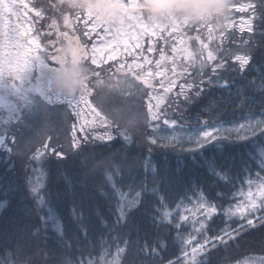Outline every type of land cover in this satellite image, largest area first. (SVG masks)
<instances>
[{
	"label": "snow or ice",
	"instance_id": "6c2138e0",
	"mask_svg": "<svg viewBox=\"0 0 264 264\" xmlns=\"http://www.w3.org/2000/svg\"><path fill=\"white\" fill-rule=\"evenodd\" d=\"M106 2L119 5L124 13L125 19L120 26L109 27L91 11H73L61 0H39L38 3L0 0V107L7 111L4 131H0V147L9 156L20 158L22 163L25 159L33 165L43 163V157L51 156L60 163L71 159L92 174H102L104 185L110 187V195L116 200L117 211L111 222L114 227H126L136 212L143 211L151 219L150 228H165L177 233L183 245L181 251L186 264H214L212 257L230 247L229 241L235 244L238 242L236 237L243 239L241 233L248 227H255L254 219L259 220L264 228V0H259L258 5L249 3L238 9L241 12L246 8L251 9L247 31L253 33L258 30L261 34L262 42L258 52L248 42H245L243 50L237 48L235 52L230 50L233 45L225 46L224 40L234 36V33L228 31L231 22L229 15L221 26L202 23L188 28L198 31L195 37L197 40H200L201 35H206L209 41H217L214 47L210 48L209 44L201 40V46L196 52L184 48V58L177 63L173 57L170 69L161 67V62L166 59L161 52L160 60L156 62V68L160 69L158 72L151 70V60H146L148 68L143 63L127 65L120 62L118 55L121 54V45L123 54L131 56L141 48L142 35L157 36L159 32L167 31L171 36L187 27L175 21L166 25L146 22L140 8L141 0ZM233 7L231 0L230 13ZM78 31L89 41L93 35H103L111 37L113 43L106 44L102 49L93 45L89 50V44L82 43L81 37L76 35ZM132 40L135 43H129ZM176 51L174 46L172 52ZM103 52H108V55L103 56L104 62L116 61L115 65L110 64L106 70L100 68L99 54ZM257 64L260 65L259 76L256 80L248 81V84L252 85V91L258 90L260 93V111L252 118L236 119V112H242L255 99L249 96L246 85L237 87L236 77L252 70ZM79 65H86L89 69L81 86L70 94L59 93L54 86L56 79ZM135 69H141L142 72ZM168 71H171L172 76L167 83L157 81L165 95L156 98L155 104L151 103L150 98L145 111V119L152 122L151 143H187L195 146L194 149H187L194 155H204L208 151H217L218 155L210 161V174L194 187L189 183L173 192L166 185L151 190L141 186L129 198L123 187L131 185L125 183L126 177L122 175L128 167V161L121 159L113 150L118 144L123 149L130 137L127 129H122L115 117H110L104 109L88 99L92 94L89 85L104 84L101 72H105L113 92L123 95L128 89L121 88V76L124 85L132 84L137 90L145 85L153 89L151 79L154 76L163 77ZM234 88L236 91L233 93ZM216 91L229 94L228 106L233 107V119L223 118L228 115L227 112L214 116L220 106L219 101L212 99ZM147 95L145 91L144 96ZM81 104L92 113L91 124L85 122L78 126ZM235 105H240V108ZM168 112L172 114L169 116ZM64 117L72 121L68 125L71 135L67 150L60 144L57 135L61 124L65 122ZM190 119L195 121V127L189 125ZM157 129L174 133L187 130L191 135L186 138L172 135L169 140L159 135ZM113 130L120 139L112 135ZM37 131L39 147H31ZM26 152L31 155L26 156ZM257 156L262 164L258 171H253ZM249 162L252 167H239L240 164L247 166ZM9 163L14 170L15 164L11 159ZM31 170L33 173L38 171L35 167ZM44 176L43 168H40L39 174L29 180V185L36 208L41 211L47 208L44 222L52 221L56 224V232L50 239L59 246L65 240V230L74 223L73 216L64 217L63 225L59 223L57 212L60 202L52 199L51 192L42 191L45 187ZM237 178L246 190V195L242 194L239 199L233 196L237 201L235 207L230 204L225 210L228 193L223 189L236 187ZM6 203L0 202V208ZM218 209L219 216L213 218ZM84 211L86 209L83 205L74 209L77 220H82ZM257 212L261 213L259 217L256 216ZM34 213L35 209H31L30 222L23 229L0 234V249H11L7 255L12 264H34L28 255L30 248L27 241V233L37 228L41 219ZM197 213L199 218L192 219ZM225 216L229 219L239 216L245 223L234 220L233 224L239 226L231 227L224 220ZM217 219L221 223H217ZM96 225L104 228L109 226L97 216L95 224L85 226L81 223L77 228L73 243L83 245V250H96L97 255L94 259L79 260L76 264H120V258L126 250L131 255L137 248V241L123 238L126 234L122 232L116 251L112 253L110 247H104L108 241L103 239L102 234L99 240L96 239ZM189 227L191 231H188ZM141 232L147 237V229H141ZM158 237L154 244L145 239V243L139 247V253L143 256H158V250L162 251L168 246V233L158 231ZM64 247H67L66 243ZM0 264L9 262L0 260ZM56 264H73V261L59 258ZM169 264H182V261L178 258L175 262L169 261Z\"/></svg>",
	"mask_w": 264,
	"mask_h": 264
},
{
	"label": "trees",
	"instance_id": "16d2710c",
	"mask_svg": "<svg viewBox=\"0 0 264 264\" xmlns=\"http://www.w3.org/2000/svg\"><path fill=\"white\" fill-rule=\"evenodd\" d=\"M235 1L239 3L238 0ZM249 2L259 4V0H249ZM232 3L237 5L234 1ZM230 15L232 18L233 13L231 12ZM183 25L187 28L180 33H174L169 36L167 32H164L163 36L158 37V43L161 40L164 41L158 45L156 43L152 51L153 57H150L153 63L163 52L166 57L165 60H171L168 61L169 66L165 69H170L173 57H175L177 63H180L184 58L185 54L182 51L184 48L196 52L201 46V40L209 44L210 48L215 46L217 41H209L206 35H201L200 40H197L195 37L198 31L189 30L188 28L191 27L187 26V24ZM228 31L234 33V36L225 39L224 44L225 46L233 45L234 47L230 49L231 51L235 52L237 48L243 50L246 47L245 42L251 43L255 50L259 51L262 36L258 30L249 33L247 29H238L229 24ZM79 36L81 37V42L88 43L89 47L93 43L92 39L89 41L83 35ZM181 41L184 43L182 44ZM174 46L177 49L175 53L172 52ZM176 54L179 55V58ZM184 62L187 61L185 60ZM164 64L165 61H162L161 65L164 66ZM259 69L260 65L257 64L252 70L236 77L237 87L241 84L246 85L249 88V96L255 98L253 102L243 108L242 112H236V119L241 117L252 118L260 111V93L258 90L252 91V85L248 84V81L258 78ZM151 70L158 72L155 64L151 66ZM171 76V71H168L167 75L163 77L154 76L151 79V83L154 84L160 80L167 83ZM235 91L236 89L234 88L233 93ZM160 93H163L162 89ZM212 99L220 102L218 111L214 116H218L220 112H227L228 115L224 116V119L234 118L232 116L233 107L228 106L229 94L227 92L216 91ZM235 107L240 108V105H235ZM189 125L195 127V121L190 119ZM227 126L231 127V125ZM188 135H191V133L187 130L179 133V136L185 138ZM114 137L120 139V137ZM136 143L132 139L125 144L123 149L118 144L113 150L121 159L128 161V167L122 175L126 177L125 183L131 185V187H123V191L129 195V198L141 186L151 190L153 188L159 189L161 186L166 185L173 192L186 187L189 183L194 187L198 181L205 179L210 174V161L213 156L218 155L217 151H208L204 155H194L187 149H194L195 146L187 143L159 145L165 148H159L155 153H142L137 148ZM25 155L30 156L26 153ZM10 159L15 164L14 170L12 164L9 163ZM42 160L43 163L38 162L34 165L29 163L27 159L22 163L20 158L9 156L0 147V202H7L4 207L0 208V234L5 232L13 233L17 229H23L30 222V210L35 209L34 215L39 216L41 219L37 228L31 229L27 233V241L30 248L28 255L33 259L34 264H56L59 258H68L73 261V264L83 259H94L97 251L83 250V245L73 243V237L77 235V228L81 223L85 226L95 224L97 216L105 220L109 226L104 228L101 225H96V239L99 240L102 234L103 239L108 241V244L104 245V247H110L112 253L116 251V244L119 243L122 232L126 234L123 238L137 241V248L131 255L126 250L120 258V264H169V261L175 262L178 258L182 261V264H186L181 251L183 245L177 237V233L165 228H150L151 219L145 212H136L126 227H114L112 225L111 222L115 219L117 211L116 200L110 195V187L104 185L102 174H92L90 170L82 168L78 162L71 159L60 163L51 156H45ZM254 163L256 167L253 171H258L262 164L261 159L257 156ZM33 167L37 168L38 171L36 173L32 172L31 169ZM239 167L241 169L252 167V163L249 162L247 166L240 164ZM40 168H43L45 173L43 179L45 187L42 191L51 192L53 194L52 199H58L60 202V208L57 212L59 223L63 225L64 217L73 216L74 223L65 230V240L59 246L53 244L50 239L53 233L56 232V224L52 221L44 222L47 208L44 211L36 208L33 194L29 189V180L39 174ZM129 177L130 179H128ZM238 188L239 191L237 190ZM223 190L228 193V202L224 203L225 210L229 208L230 204L235 207L237 201L233 199V196L239 199L242 194L246 193V190L241 187L239 178L236 180V187L229 186V188ZM57 193L59 194L58 196L56 195ZM160 195H163V193H160ZM81 205L84 206L86 211L82 214V220H77L74 209ZM219 213L220 210L218 209L213 218L218 217ZM189 215L191 216V214ZM260 215L261 213H256L257 217ZM198 218V213L192 216V219ZM224 220L231 227L239 226L238 224H233L234 220L245 223L239 216H233L231 219L225 216ZM217 223H221V221L217 219ZM254 224L255 227H248L245 232L241 233L243 239L236 237L237 243L233 244L232 241H229L230 247L217 252L212 257L214 264H264V228H262L261 223L257 219H254ZM221 226L224 225L221 224ZM141 229H147V237L144 236ZM158 231L160 233H168V246L162 251L158 250V256L141 255L139 247L145 243V239L154 244L155 240L159 238ZM188 231H191L190 227ZM65 243L67 247H64ZM121 247L124 246L121 245ZM89 251H91V256ZM8 252H11V249H0V260L8 261L9 264H12L11 258L7 255Z\"/></svg>",
	"mask_w": 264,
	"mask_h": 264
},
{
	"label": "rangeland",
	"instance_id": "374dc122",
	"mask_svg": "<svg viewBox=\"0 0 264 264\" xmlns=\"http://www.w3.org/2000/svg\"><path fill=\"white\" fill-rule=\"evenodd\" d=\"M234 3H237L235 0H233ZM232 1V2H233ZM239 3L237 5H234L232 9L233 17L231 18L230 24L238 29H247V21L249 19V14L251 13V9H247L243 12L239 11L238 9L241 6H246L250 2L249 0H238ZM246 1V2H245ZM245 2V3H244ZM242 4V5H241ZM174 22V21H173ZM177 22V21H175ZM185 24H187L185 22ZM167 32V31H164ZM164 32H159L157 36H163ZM96 36V35H95ZM156 36L152 35H142L140 38L141 48L136 50V53H134L131 56L124 55L123 54V46L121 45L120 48V55H118V60L120 62H125L127 65H132L135 63H143L145 68H148V65L146 63V60H151L150 57L152 56V51H148L149 48L153 49L154 44L152 42V38ZM148 40L149 45H147L145 42ZM101 44L95 45L97 48H104L106 44H111L113 41L111 40V37L107 36L104 40L101 41ZM129 43H135L134 40L129 41ZM151 52V53H150ZM108 55V52H103L102 54H99L100 58V68L107 69L105 66H109L110 64L115 65L116 61H108L104 62L103 56ZM179 58V55L176 54ZM172 57V55H170ZM141 57L146 58L145 60H142ZM160 60V57L156 60H154V63L156 67V62ZM165 64L164 66L161 65L162 68H167L169 66V62L171 61L168 59V61L164 60ZM162 63V62H161ZM136 71H141V69H135ZM156 71H160V69L157 68ZM102 79L105 81L104 84H90V88L92 91V94H95L94 98L92 99L90 96L88 97L89 100H91L95 105H98L100 108L104 109L105 112H107L110 117H115L116 122L122 129H127V135L131 139L136 138V145L137 148L142 153H155L159 148H165L160 147L159 145H164L165 143L163 141H159L156 144L151 143V139L153 138L150 134L153 132V128L151 126L152 122L149 119H145V111L147 110V106L149 104V99L151 98V103H156V98L164 96L165 94L160 93L161 88L156 83L152 84L153 89H148L147 86H142L139 90H137L132 84L124 85L123 84V76L120 77L121 80V88L126 87L128 89L127 92H125L123 95H117L113 90L111 89L108 78L105 72L101 73ZM151 82V81H150ZM137 84L139 81L136 82ZM147 91L148 95L144 96V92ZM130 93V94H129ZM143 97V99H141ZM163 106V105H161ZM153 111H156V109H153ZM172 113L168 112V115L170 116ZM3 119V120H2ZM65 122L61 124L60 130L57 133L60 144L64 145L65 149L67 150L68 145V138L71 135V132L68 130V125L72 123L71 120H68L66 117H64ZM0 131H4L5 122L7 121V111L5 115L0 114ZM87 122L88 124L92 123V113L87 108V106L81 104V115L77 117V123L78 126L81 123ZM169 129H171V125H169ZM159 135L163 137H168L170 140L172 135L179 136V133H174L172 131H160ZM115 130H113L112 135H114ZM36 140L31 145V147H39V131L36 132ZM15 151V150H14ZM26 154L31 155L30 152H26ZM29 189L31 190V186L29 185ZM246 195V193H244Z\"/></svg>",
	"mask_w": 264,
	"mask_h": 264
},
{
	"label": "clouds",
	"instance_id": "9594fccd",
	"mask_svg": "<svg viewBox=\"0 0 264 264\" xmlns=\"http://www.w3.org/2000/svg\"><path fill=\"white\" fill-rule=\"evenodd\" d=\"M73 11L88 10L109 27H118L125 15L117 4L106 0H61ZM231 0H141L142 14L149 23L161 25L177 21L193 27L202 23L221 26L230 15ZM86 65L72 67L66 74L60 75L55 81V88L61 94H70L81 86L87 76Z\"/></svg>",
	"mask_w": 264,
	"mask_h": 264
},
{
	"label": "flooded vegetation",
	"instance_id": "af4514ba",
	"mask_svg": "<svg viewBox=\"0 0 264 264\" xmlns=\"http://www.w3.org/2000/svg\"><path fill=\"white\" fill-rule=\"evenodd\" d=\"M17 2H19V0H17ZM26 2L32 3V2H36L38 3L39 0H26ZM54 2H58V0H54ZM21 23H23V20L20 21ZM13 23H15V19H13ZM25 27H27V25H25ZM5 30H7V25L5 24ZM5 51H7V49H5Z\"/></svg>",
	"mask_w": 264,
	"mask_h": 264
}]
</instances>
